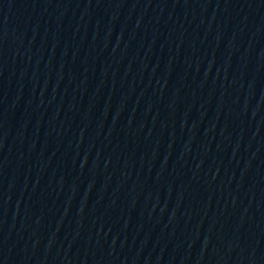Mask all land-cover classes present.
Wrapping results in <instances>:
<instances>
[{"label":"water","instance_id":"95a60500","mask_svg":"<svg viewBox=\"0 0 264 264\" xmlns=\"http://www.w3.org/2000/svg\"><path fill=\"white\" fill-rule=\"evenodd\" d=\"M0 264H264V0H0Z\"/></svg>","mask_w":264,"mask_h":264}]
</instances>
